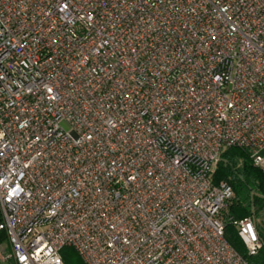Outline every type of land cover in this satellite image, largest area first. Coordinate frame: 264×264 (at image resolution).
<instances>
[{
  "label": "built area",
  "instance_id": "built-area-1",
  "mask_svg": "<svg viewBox=\"0 0 264 264\" xmlns=\"http://www.w3.org/2000/svg\"><path fill=\"white\" fill-rule=\"evenodd\" d=\"M230 148L264 170V0H0L3 261L248 264Z\"/></svg>",
  "mask_w": 264,
  "mask_h": 264
},
{
  "label": "trees",
  "instance_id": "trees-1",
  "mask_svg": "<svg viewBox=\"0 0 264 264\" xmlns=\"http://www.w3.org/2000/svg\"><path fill=\"white\" fill-rule=\"evenodd\" d=\"M222 183L228 184L234 193V197L227 202L226 209L220 215L225 225L226 241L248 264H264L263 233L258 229L263 249L257 256L250 257L232 222L251 219L264 211V170L254 166L250 151L230 148L222 154L212 176L213 186L218 187ZM4 241L5 234H1L0 245ZM65 249L71 253L68 259L63 258L65 264H83L73 249Z\"/></svg>",
  "mask_w": 264,
  "mask_h": 264
},
{
  "label": "rangeland",
  "instance_id": "rangeland-1",
  "mask_svg": "<svg viewBox=\"0 0 264 264\" xmlns=\"http://www.w3.org/2000/svg\"><path fill=\"white\" fill-rule=\"evenodd\" d=\"M66 131H69L70 128L67 124H63L62 126ZM256 226L257 229H259L263 235H264V211L262 213L259 214V216H253L251 218ZM10 249V248H9ZM5 250V254H8L9 251H8V248H7V244L6 243H3L2 245H0V264H14L13 262L11 261H8V260H1L3 259V253L2 251ZM71 253L68 249H64L62 252H61V257L62 259H68L70 257ZM64 261V260H63Z\"/></svg>",
  "mask_w": 264,
  "mask_h": 264
},
{
  "label": "crops",
  "instance_id": "crops-1",
  "mask_svg": "<svg viewBox=\"0 0 264 264\" xmlns=\"http://www.w3.org/2000/svg\"><path fill=\"white\" fill-rule=\"evenodd\" d=\"M3 243H6V244H7V242H6V241H4ZM7 248H8V251H9L10 249H9V246H8V244H7ZM1 260H2V259H1Z\"/></svg>",
  "mask_w": 264,
  "mask_h": 264
}]
</instances>
